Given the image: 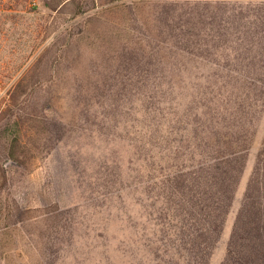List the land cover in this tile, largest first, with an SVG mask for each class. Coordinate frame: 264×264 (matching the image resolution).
I'll return each instance as SVG.
<instances>
[{
	"label": "rangeland",
	"instance_id": "rangeland-1",
	"mask_svg": "<svg viewBox=\"0 0 264 264\" xmlns=\"http://www.w3.org/2000/svg\"><path fill=\"white\" fill-rule=\"evenodd\" d=\"M258 4L0 0V158L12 165L14 188L25 189L40 208L34 215L42 225L14 229L11 264H33L29 231H38V243L56 241L38 244L46 264H202L189 243L173 234L178 226L161 214L157 201L167 171L181 169L191 157L184 147L175 148L180 160L168 152L187 139L184 123L168 131L175 109L170 99L188 93L180 90L181 81L215 77L214 64L223 60L218 54L201 57L195 44L189 52L181 27L193 6L225 9L219 23L240 6L252 15ZM250 60L263 62L254 47ZM163 109L167 118H161ZM12 130L22 134L16 155L23 165L4 149ZM263 137L264 115L208 264H221L226 254ZM151 155L165 173L149 172L145 158Z\"/></svg>",
	"mask_w": 264,
	"mask_h": 264
},
{
	"label": "trees",
	"instance_id": "trees-1",
	"mask_svg": "<svg viewBox=\"0 0 264 264\" xmlns=\"http://www.w3.org/2000/svg\"><path fill=\"white\" fill-rule=\"evenodd\" d=\"M258 2L252 15L247 6H240L219 23V11L226 13L225 9L193 6L181 27L191 46L189 52L194 51L195 44L201 49V57L218 54L223 60L214 64L218 65V76H208L202 82L181 81L180 90L188 89V93H177L170 99V108L175 109L174 117L169 118L168 131L171 133L176 124L184 123L182 131L187 139L168 152L176 155L174 160H180L175 148L184 147L191 157L190 163L181 169L167 171L157 201L162 204L161 214L168 213L172 227L178 226L173 234L189 243L190 254L200 255L202 264H208L223 236L264 115V0ZM251 25L256 26L254 32ZM253 47L257 56L263 58L262 63L250 60ZM161 112V118L167 116L164 109ZM21 137L22 134L12 130L4 145L17 166L25 164L16 155ZM145 159L150 173L158 168L165 173V168L156 164V156ZM10 168L11 163L0 158V264H11V243L17 234L14 229L28 225L42 227L40 215H34L40 208L27 199L25 189L14 188ZM52 227L55 231L58 228ZM37 237L40 238L38 231H29L27 253L31 259L34 256L33 264H46L40 251L43 248L39 246L55 245L56 241L41 239L38 243ZM221 264H264V137Z\"/></svg>",
	"mask_w": 264,
	"mask_h": 264
}]
</instances>
